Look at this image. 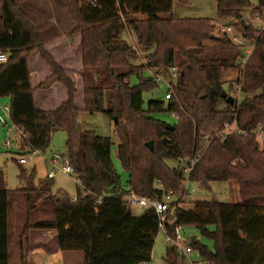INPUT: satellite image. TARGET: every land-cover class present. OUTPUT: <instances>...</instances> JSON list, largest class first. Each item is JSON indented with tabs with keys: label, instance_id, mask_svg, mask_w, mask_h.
Returning a JSON list of instances; mask_svg holds the SVG:
<instances>
[{
	"label": "trees",
	"instance_id": "1",
	"mask_svg": "<svg viewBox=\"0 0 264 264\" xmlns=\"http://www.w3.org/2000/svg\"><path fill=\"white\" fill-rule=\"evenodd\" d=\"M176 1L189 2L81 0L79 6L75 2L68 5L82 35L84 66L99 69L102 80L111 81L107 90L85 87L84 109L103 112L112 120L118 118L117 157L130 174L125 188L112 159L111 137L80 128L74 81L43 48L33 27L17 18L16 0H0V51L8 54V60L0 65V97L10 98L12 120L27 135L23 154L27 148L46 150L55 130L66 131L67 153L80 185L75 198L65 192L54 194L52 178L13 190L7 187L0 167V264H10L9 213L12 196L17 193L24 194L27 220L32 211H51V219L36 220L33 227L56 229L61 249L82 251L83 264L151 261L159 233L156 211L149 207L135 214L124 195L134 191L162 198L169 189L180 190L185 178L183 167L172 168L167 160L187 161L188 165L194 158L199 160L189 174L192 182L208 185L233 181L241 199L232 203L195 200L190 207L175 209V224L195 225L215 239V252L200 246L207 264H264V148L260 149L255 135L258 127L264 126V29L256 30L245 18L250 0H213L219 18L230 19L235 30L256 41L236 83H230L228 89L222 73L239 64L241 49L227 34H216L210 18L175 17ZM263 13L264 0H259L252 16ZM128 32L135 44L125 37ZM37 49L49 60L69 94L55 109L41 110L35 104L28 59ZM139 52L145 54V63L138 62ZM173 67L178 76L174 93L169 98L150 100L144 107L143 92L159 84L149 70L167 75ZM145 72L149 74L144 76ZM133 74L139 78L137 85L130 82ZM234 87L245 96L229 104L222 93L225 90L229 94ZM163 110L178 113L175 128L152 116ZM234 119L246 133L217 137L224 123ZM148 141H152L153 149L146 145ZM29 176L30 171L23 169L21 178ZM23 232L27 236V223ZM190 243L200 244L197 239ZM22 249L20 240L21 264H28ZM164 260L188 264L170 245Z\"/></svg>",
	"mask_w": 264,
	"mask_h": 264
},
{
	"label": "rangeland",
	"instance_id": "2",
	"mask_svg": "<svg viewBox=\"0 0 264 264\" xmlns=\"http://www.w3.org/2000/svg\"><path fill=\"white\" fill-rule=\"evenodd\" d=\"M73 2L77 3L78 6L81 4V0H16L15 11L17 18L20 19L23 24H26L27 27L31 25L37 37L43 43H45L47 39L56 37V35H58L59 33H63V35L68 34L71 33V29L74 30V32H78L77 24L73 20V16L70 14V10L68 7V5L70 3L73 4ZM258 4L259 0H250V7L244 13L245 18L251 21L256 30L262 29L263 25L261 20L257 18L259 17V15L252 16L253 8L257 7ZM173 15L175 17L210 18L216 26V34L222 35L225 33L228 37L231 38V36L236 33L235 29L228 33L223 30V28H227L228 26H230L232 24V21L228 18L218 17L216 2L213 0H189V2L186 4L176 1L174 4ZM73 26H75V28H72ZM128 33L130 36L125 35V37H127L128 39L130 38L132 44H135L133 34L131 32ZM245 42L248 43V41ZM43 48H45V46ZM144 56V53L139 52L140 60H138V62L145 63L146 59ZM238 58L241 59V56L237 57V59ZM45 60L48 66L52 69L51 65L49 64V60L47 58ZM239 71L240 68L238 65L236 67L229 68L223 71L222 80L224 81V86L226 88L229 89L230 83H236ZM64 72L66 73L65 69ZM148 74V72H145L144 76H147ZM75 79L76 78H73V81ZM77 81L79 82L78 84L75 81L74 83L77 88L76 104L79 108L77 112V119L80 128L83 131H94L95 133L103 137H111V140L113 142L112 159L115 167L120 174L121 185L125 188H128L130 174L122 167L116 152V147L119 139L117 134L115 133V122L111 117L103 112L89 113L84 109V100L82 97L84 88L83 81L80 76H78ZM130 82L132 85H137L139 83L138 76L136 74L131 75ZM86 83L93 86H102L105 89L111 85L110 79H106V81H103L99 73L95 70L89 72L86 78ZM234 89L235 87L231 89V91L229 90L230 95H236L235 92H233ZM166 91L167 85L165 83H159L154 88L145 90L143 92L144 107H147V104L150 100L164 99ZM244 96L245 94L240 92L238 100L243 99ZM10 103L11 100L9 97H0V105ZM0 114H2L1 110ZM152 116L155 119L164 121L165 123L170 125H174L178 122V117L175 116L173 112H170L168 110L153 112ZM11 127V123L5 126L0 122V167L5 172L7 187L15 190L27 187L30 183L35 186L40 180L49 178L48 172L49 170H51V164L47 161V158H51L54 152L67 153V132L61 129L55 130L52 133L50 146L46 150L40 151V154H35V152L33 150H30L29 148H27L26 153L23 154L25 152L23 150L25 148L23 139L21 138L17 128L13 127V129H11ZM258 128L264 129V126H259ZM255 135L260 142V149L264 148V132L257 131ZM7 141L11 142V145L9 147L5 145ZM22 156L27 157L28 163H19L18 159ZM186 163L187 161L176 159L167 160V164L172 168H182L186 165ZM23 169L30 171V175H32V177L29 176L26 179H22L21 174ZM52 180V189L54 194L65 192L71 198H75V196H77L80 185L76 174H65L57 172ZM192 187H195L196 191L193 192L191 196H189L188 202H186L185 207H190L195 200H217L221 202L232 203L239 202L241 199L239 187L233 181H213L209 182L208 185H205L201 182H193ZM12 199L13 202L10 206V238L12 244V246H10V264H21L19 250H17V246L19 245L20 240L23 244L22 255L24 256L25 254L28 264H31L30 260L28 259V254L35 248V246H38L39 244L47 240L42 235V233L47 229L33 227V223L34 221L43 218L51 219L52 214L50 210H46L44 212L41 210H36L30 213L29 219L27 220L28 206L25 202L24 194L20 195L19 193H17L16 195L12 196ZM143 211V209H134L135 214H141ZM25 223H27V236H25L23 232ZM180 233L183 240L189 242L190 240H192V237H196V239L200 243L198 244V246L191 245L193 251L191 254L183 256L185 262L188 264H207L201 254L200 246L204 245L209 250L215 252V239L211 236L204 235L201 230L195 225L182 226ZM167 246L168 243L165 240L164 234L160 231L156 237L152 260L149 262H144L142 264H168L163 257ZM27 252L28 254H26ZM65 256L68 264H83L84 262V253L82 251H68L65 252Z\"/></svg>",
	"mask_w": 264,
	"mask_h": 264
},
{
	"label": "built area",
	"instance_id": "3",
	"mask_svg": "<svg viewBox=\"0 0 264 264\" xmlns=\"http://www.w3.org/2000/svg\"><path fill=\"white\" fill-rule=\"evenodd\" d=\"M262 22V29H264V13L263 15L257 17ZM235 29L233 26H228L227 28H223V30L228 33ZM258 32L255 33L257 35ZM241 36V37H240ZM231 38L234 40V42L239 46V48L242 50V57L240 59V62L238 64L239 68H243L251 56L255 46L256 41L255 39L249 40L242 34L238 33L236 30V33L231 36ZM245 41H248L245 42ZM8 60V54L4 51H0V65L5 63ZM152 75L155 76L157 82L159 83H165L167 85V91L165 94V98L171 97V95L174 93V85L177 80V68L173 67L171 72L167 75L165 74H155L151 70H149ZM233 92H235L234 98L238 100L240 96V88H236ZM0 110L2 114H0V122L4 125H7L9 123L12 124L11 129L13 127L20 130L22 138L27 136L21 129H19L13 122L11 117V105L10 104H4L0 105ZM175 116H178V113H174ZM259 132H264L263 128H259ZM231 133H237L242 134L246 133L243 129H241L238 126V123L236 119L232 121H227L224 123L223 129L217 132V137L219 138H225L227 134ZM206 139H209L208 135L205 136ZM6 146H10L11 142L7 141L5 143ZM35 154H40L39 150L34 151ZM199 158H194L191 160L190 164L185 165L183 167L184 172V180L183 185L180 190L175 189H169L163 194L162 198H149L146 196H142L137 194L134 191H129L124 195V198L128 201V203L131 205L133 209H145L149 207H153L156 211V214L158 216L159 220V232H163L164 237L168 245L174 246L178 252L181 255H189L192 253L193 248L191 246L192 240L187 242L186 240H183L181 237V224H175L176 217H175V209L177 207H185L186 202H188L189 196L193 192L196 191L195 187H192V181L190 180L189 174L191 172V169L195 164L198 162ZM20 164H26L28 163V159L25 156H22L18 159ZM47 161L51 164V170L48 172V177L53 178L57 172L65 173V174H76V168L71 162L70 156L68 153H60V152H54L51 158H47ZM77 175V174H76ZM157 184L161 185L160 181L158 180Z\"/></svg>",
	"mask_w": 264,
	"mask_h": 264
},
{
	"label": "crops",
	"instance_id": "4",
	"mask_svg": "<svg viewBox=\"0 0 264 264\" xmlns=\"http://www.w3.org/2000/svg\"><path fill=\"white\" fill-rule=\"evenodd\" d=\"M72 28H75V26H73ZM44 46L48 53L54 58V60L65 69L67 75L72 80L73 78H76L74 81L77 82V84L79 83L77 81V78L78 76H80L83 81L84 89L85 87L93 86L86 83V78L90 71H97L100 77L102 78V74L99 69L94 67H86L83 64L82 35L80 32H74V30L71 29V33L64 35L63 33H59L58 35H56V37L47 39V41H45L44 43ZM28 62L30 68L31 84L35 88L34 100L38 109H55L69 98V94L66 87L54 75L53 70L48 66L39 50L33 51V53L28 59ZM82 97L84 100V93ZM18 131L20 133V130ZM9 232L11 234L10 213ZM42 235L47 240L39 244L38 246H35V248L30 251V253L28 254V259L30 260V263L68 264L65 256V252L68 251H63L61 249L58 240L57 230L47 229L45 232L42 233ZM10 246H12L11 239ZM17 250H19L20 255V241L19 245L17 246Z\"/></svg>",
	"mask_w": 264,
	"mask_h": 264
},
{
	"label": "water",
	"instance_id": "5",
	"mask_svg": "<svg viewBox=\"0 0 264 264\" xmlns=\"http://www.w3.org/2000/svg\"><path fill=\"white\" fill-rule=\"evenodd\" d=\"M243 23H244V20H243ZM222 95H223L224 98H226V100H227V102H228L229 104H233V103H235V98H234V96L228 94L227 91L224 90L223 93H222ZM114 122L117 123V122H118V118H115V119H114ZM166 126H167L168 128H170V127H171V128H175V125L167 124ZM146 145L149 146L151 149L154 148V147H153V143H152V141H148V142L146 143ZM191 239L194 240L195 237H192Z\"/></svg>",
	"mask_w": 264,
	"mask_h": 264
}]
</instances>
